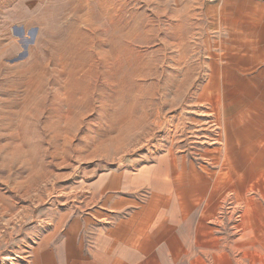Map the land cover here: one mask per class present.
Instances as JSON below:
<instances>
[{
  "label": "rangeland",
  "instance_id": "374dc122",
  "mask_svg": "<svg viewBox=\"0 0 264 264\" xmlns=\"http://www.w3.org/2000/svg\"><path fill=\"white\" fill-rule=\"evenodd\" d=\"M107 183L191 230L161 261L264 264V0H0V264Z\"/></svg>",
  "mask_w": 264,
  "mask_h": 264
},
{
  "label": "crops",
  "instance_id": "0c3cea01",
  "mask_svg": "<svg viewBox=\"0 0 264 264\" xmlns=\"http://www.w3.org/2000/svg\"><path fill=\"white\" fill-rule=\"evenodd\" d=\"M108 188L109 183L100 195L99 209L84 217H70L71 223L64 228L59 224L40 243L39 261L30 264H177L161 261L160 252L193 242L186 226V232L179 231L177 212L125 211L129 198L120 195L114 199L106 193Z\"/></svg>",
  "mask_w": 264,
  "mask_h": 264
}]
</instances>
